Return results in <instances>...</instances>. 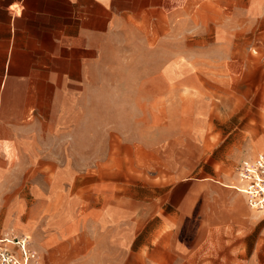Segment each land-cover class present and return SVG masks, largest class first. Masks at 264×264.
<instances>
[{"label": "crops", "instance_id": "crops-1", "mask_svg": "<svg viewBox=\"0 0 264 264\" xmlns=\"http://www.w3.org/2000/svg\"><path fill=\"white\" fill-rule=\"evenodd\" d=\"M186 11L183 0H0V235L27 236L40 264H264V218L238 176L178 180L167 211L129 166L70 158L118 138L102 112L133 101L106 82L123 39L197 38ZM172 69L181 76L180 53Z\"/></svg>", "mask_w": 264, "mask_h": 264}, {"label": "rangeland", "instance_id": "rangeland-1", "mask_svg": "<svg viewBox=\"0 0 264 264\" xmlns=\"http://www.w3.org/2000/svg\"><path fill=\"white\" fill-rule=\"evenodd\" d=\"M183 4V19L196 20L197 38H124L113 62L118 69L106 82L120 84L117 93L133 101L102 112L117 123L118 138L88 140L97 153L70 155L86 169L108 162L129 166L131 178L148 180L151 201L165 202L167 211L173 210L176 181L233 184L239 164L264 152V0ZM175 53L181 54V76L173 74ZM126 127L132 139L122 137ZM109 147L117 153L107 154Z\"/></svg>", "mask_w": 264, "mask_h": 264}, {"label": "built area", "instance_id": "built-area-1", "mask_svg": "<svg viewBox=\"0 0 264 264\" xmlns=\"http://www.w3.org/2000/svg\"><path fill=\"white\" fill-rule=\"evenodd\" d=\"M238 177V190L246 196L249 207L264 218V152L244 159L238 166ZM0 264H39V255L31 249L27 236L7 235L0 237Z\"/></svg>", "mask_w": 264, "mask_h": 264}, {"label": "bare ground", "instance_id": "bare-ground-1", "mask_svg": "<svg viewBox=\"0 0 264 264\" xmlns=\"http://www.w3.org/2000/svg\"><path fill=\"white\" fill-rule=\"evenodd\" d=\"M238 180H239V182H240V179H239V177H238ZM240 184H241V182H240Z\"/></svg>", "mask_w": 264, "mask_h": 264}]
</instances>
